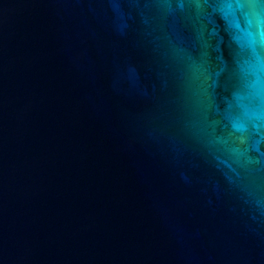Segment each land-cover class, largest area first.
<instances>
[{
  "label": "water",
  "instance_id": "water-1",
  "mask_svg": "<svg viewBox=\"0 0 264 264\" xmlns=\"http://www.w3.org/2000/svg\"><path fill=\"white\" fill-rule=\"evenodd\" d=\"M0 264H264V0H0Z\"/></svg>",
  "mask_w": 264,
  "mask_h": 264
}]
</instances>
